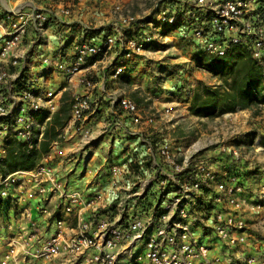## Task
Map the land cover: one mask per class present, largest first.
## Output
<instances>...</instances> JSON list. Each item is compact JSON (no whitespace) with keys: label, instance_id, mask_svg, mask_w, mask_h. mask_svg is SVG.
Returning <instances> with one entry per match:
<instances>
[{"label":"built area","instance_id":"2783aa9c","mask_svg":"<svg viewBox=\"0 0 264 264\" xmlns=\"http://www.w3.org/2000/svg\"><path fill=\"white\" fill-rule=\"evenodd\" d=\"M10 1L0 0V264H264V176L251 188L223 158L214 170L200 147L160 135L158 118L176 127L173 106L145 110L118 87L167 28L201 54L247 50L264 83V0H168L149 19L119 1L107 11L103 0ZM81 3L102 17L83 18ZM18 144L38 157L9 171Z\"/></svg>","mask_w":264,"mask_h":264},{"label":"rangeland","instance_id":"374dc122","mask_svg":"<svg viewBox=\"0 0 264 264\" xmlns=\"http://www.w3.org/2000/svg\"><path fill=\"white\" fill-rule=\"evenodd\" d=\"M117 1L130 13L149 19L168 0H103L102 7L107 11ZM88 8L93 9L90 4ZM169 31L164 30L163 40L146 46L145 53L131 63L128 72L121 74L118 87L145 110L162 109L168 104L174 107V131L169 130L165 119L156 121L162 137H173L182 149L200 147L201 155L214 170L218 168L213 163L223 158L236 170L246 172V185L259 184L264 176V102L223 114H190L188 107L195 87L221 85L222 78L198 64L203 54L190 40L182 42L176 36L179 31L176 35ZM231 148L239 149L241 161L231 162ZM250 164L253 169L244 171ZM3 213L0 207V224Z\"/></svg>","mask_w":264,"mask_h":264},{"label":"trees","instance_id":"16d2710c","mask_svg":"<svg viewBox=\"0 0 264 264\" xmlns=\"http://www.w3.org/2000/svg\"><path fill=\"white\" fill-rule=\"evenodd\" d=\"M208 71L222 78L221 85L208 86L200 84L195 87L188 107L190 114L208 116L235 112L264 102L263 70L250 53L233 46L224 56L201 55L198 60ZM67 95L64 96V99ZM69 104L62 103L59 111L53 116L51 125L46 129L40 151L47 150L50 142L57 135L56 128L62 126L67 118ZM15 151V152H14ZM38 154H28L21 145H15L9 153L5 164L7 170L34 166Z\"/></svg>","mask_w":264,"mask_h":264},{"label":"crops","instance_id":"0c3cea01","mask_svg":"<svg viewBox=\"0 0 264 264\" xmlns=\"http://www.w3.org/2000/svg\"><path fill=\"white\" fill-rule=\"evenodd\" d=\"M19 1H22V0H11L10 2L13 3V5H14L16 2H19ZM30 1H31V0H30ZM84 7H85V10H80V11L82 12L83 18H89V17H92V18L97 19V18H99V17H102V14H101V15L99 14V13H101V12L93 11V10H91V9L89 10L88 5H85V6H84V4L81 3V5L79 6V9H82V8H84ZM85 11H86V12H85ZM126 122H127L126 124L129 125V121L126 120ZM100 125H102V124H100ZM101 145H106V143H101ZM101 145H98V146H97V150H96L95 153H94V156H95V155L98 156V158L95 157V158L97 159V161L100 159V158H99V154L103 152L102 149L100 148ZM94 163H96V162H91V161H90V164L93 165ZM249 186H250L251 188H256L255 182H252V183L249 182Z\"/></svg>","mask_w":264,"mask_h":264}]
</instances>
